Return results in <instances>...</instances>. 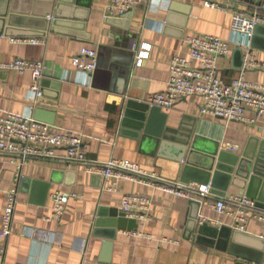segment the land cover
Wrapping results in <instances>:
<instances>
[{
	"label": "crops",
	"instance_id": "crops-1",
	"mask_svg": "<svg viewBox=\"0 0 264 264\" xmlns=\"http://www.w3.org/2000/svg\"><path fill=\"white\" fill-rule=\"evenodd\" d=\"M47 1L15 0L9 5L18 15L12 19L15 28L22 32L13 33L20 37L0 35V63L15 59L42 62L43 95L30 98L29 73L0 70V113L31 115L80 135L90 161L125 160L167 180L207 184L209 179L205 182L203 174L183 173L179 164L156 158L150 139H132L136 121L131 114L123 122L127 104H145L151 94L164 89L170 58L187 55L181 43L185 35L216 36L229 44V56L217 63L223 82L229 83L243 73L246 82L264 86V68H259L264 65V29L259 31L255 48L251 47L252 37L230 29L233 12L248 14L261 6L262 0H210L216 8L206 7V0H144L115 20L104 18L108 0H90L85 26L79 31L71 28L73 37L50 32L45 37L29 36L25 32L43 27L38 19L49 9ZM6 11V0H0V14ZM6 27L0 21V32ZM20 39H37L40 43L16 41ZM141 44L148 45V50L137 65ZM83 47L94 50L99 59V67L91 77L71 65V58ZM111 49L122 52L120 60L125 59L127 51L133 53L127 81L120 75L123 66L111 62ZM250 62L257 66L249 68ZM135 105L130 110L140 109ZM151 120L175 131L177 138L190 130L199 155L205 157L215 151L217 157L222 153L227 161L239 164L245 154L257 159L260 147H264V119L248 124L203 116L196 97L179 100L173 108L154 113ZM64 152L55 150L57 155ZM199 159L196 157L193 163L200 165ZM17 166L0 155V226L7 194L14 189L18 192L11 234L5 241L0 240V247L5 248L4 264H264L263 260L253 261L254 252L245 251L242 244L239 255L249 253V260L229 252L231 241L224 250L211 244L213 229L228 227L235 231L232 217L212 209L216 197L235 196L242 191L264 199L258 186L254 185L251 192L247 186L241 190L232 185L222 191L226 186L222 177L215 182L212 196L203 198L195 207L188 199L133 181H121L116 191L108 192L99 176L73 163L31 160L20 169ZM17 174L22 176L19 181ZM56 193L73 197L59 221H48L51 196ZM125 195L149 198L145 219L120 217L121 198ZM198 215L207 220L212 230H203L199 235L205 222ZM260 226L251 220L243 233L259 237Z\"/></svg>",
	"mask_w": 264,
	"mask_h": 264
},
{
	"label": "built area",
	"instance_id": "built-area-1",
	"mask_svg": "<svg viewBox=\"0 0 264 264\" xmlns=\"http://www.w3.org/2000/svg\"><path fill=\"white\" fill-rule=\"evenodd\" d=\"M144 0H108L104 9L105 19L124 17L131 9L139 7ZM208 8L217 5L205 1ZM264 27V0L262 5L254 7L246 13L233 12L230 29L233 33L252 37L257 26ZM18 42L38 44L37 39H20ZM187 51L186 56L175 55L170 58L168 80L162 91L151 94L145 104L160 110H169L184 98L196 97L199 100V113L207 117L221 118L226 122L255 124L264 119V86L252 85L245 81L243 73L229 83L223 82L218 76L217 63L227 58L230 46L227 42L210 35H185L181 39ZM136 57L140 65L146 57L148 45L141 44ZM256 63L250 62L248 67ZM71 65L87 77L96 70V52L87 47L71 58ZM264 68V65H259ZM0 70L13 71L19 74L29 73L31 99L42 97L40 81L43 76L42 62L15 59L9 63H0ZM56 149H64L63 155H57ZM0 155L17 163L20 169L31 160H58L84 166L89 174L99 176L108 192L116 191L119 182L133 181L148 185L154 189L173 195L174 197L196 201L199 206L203 198L212 196L209 185L183 183L160 177L156 172L147 171L134 162L111 159L105 162L90 161L82 148V137L78 134L58 129L34 119L31 115L12 112L0 113ZM22 178L17 174L16 181ZM17 190L7 194L3 211L0 240L5 241L11 234V226L17 204ZM73 195L56 193L51 196V214L48 221H59L64 214L65 206ZM150 200L144 196L125 195L121 198V212L127 218H146ZM212 209L219 215H229L234 220V229L246 232L251 220L260 223L264 240V209H259L255 202L245 195L216 197ZM138 213V215H136ZM203 223L206 219L198 215ZM5 248L0 247V264H4Z\"/></svg>",
	"mask_w": 264,
	"mask_h": 264
},
{
	"label": "water",
	"instance_id": "water-1",
	"mask_svg": "<svg viewBox=\"0 0 264 264\" xmlns=\"http://www.w3.org/2000/svg\"><path fill=\"white\" fill-rule=\"evenodd\" d=\"M33 3L38 2V0H27ZM15 2V0H6L7 3V11L5 13L0 14L1 23L6 24L5 30L0 32V35L4 36H14L20 37V35H13L17 31L15 27H17L16 23L13 22L12 19H15L17 13L13 12L9 9V5ZM47 4L49 9L44 14L43 18L38 19V21H42L43 27L31 30L29 32H25L29 36L36 37H45L47 32L57 33L67 36H72L69 32L74 28V30H83L84 23L87 18L90 0H57L53 10H51V6L53 4V0H48ZM52 13V16H51ZM82 13V14H81ZM20 16V15H19ZM118 19V18H117ZM108 20H112L109 18ZM115 20V19H113ZM264 29L263 26L257 25L253 30V35L251 38V47L255 48V41L258 39L259 31ZM11 32V33H9ZM83 38V37H81ZM130 39V46L133 44L132 37H128ZM130 49V47H129ZM121 51H117L111 49V62L114 64H121L123 66V70L120 72L123 78L128 79L130 70H131V59L133 57V53L127 51L125 54V59L120 60L119 55H122ZM124 54V53H123ZM99 67V59H97L96 69ZM42 92V91H41ZM43 95V93H42ZM136 104V105H135ZM138 106L139 110L134 109V111L130 110V106ZM127 110L124 115L123 122H126L129 116L133 114V117L136 121V129L133 130L131 138L134 140H149L154 143V156L163 160H170L176 164H179V167L182 168L183 173L187 171H195L196 173L203 174L206 177V181L208 183L205 185H209L211 190L216 188L215 182L220 179H225L226 186L223 187L222 191H226L227 186L232 185L236 186L241 190H245L246 186L248 191L251 192L252 187L258 186L261 188V194L264 193V147L261 146L259 149L260 154L257 159H254L252 156L244 155V158L236 163L234 161H227L223 158L224 154H220L217 157V153L213 151L212 153H207V157L204 155H199L198 150L196 149V141L195 139H191V131L189 130L182 137H176L177 133L175 131L165 128L162 125H155L152 123V117L154 113H160V109L157 107H149L146 104L137 105V103L133 101H129L127 104ZM221 119V118H219ZM263 153V156H262ZM196 157L200 158L201 164L193 163V160H196ZM204 160V163H203ZM197 161V160H196ZM183 164V165H182ZM239 195H245L247 198L254 201L259 209H264V199H259L260 197H254L251 193L240 192ZM190 204L199 207V204L195 201H190ZM120 217H124V214L121 213ZM212 230L210 227L204 223L199 228V235L202 234L203 230ZM215 235L213 239H211V244L213 246H217L220 249H226L231 241L230 245V253H234L239 255L241 246L244 245L245 251H253L254 259L253 261L259 263L263 260L264 263V240L259 237H253L241 231L235 230L232 231L228 227H221L220 229H213ZM242 239V240H240ZM242 244V245H240ZM244 259L249 260V253H244L242 255ZM236 264H247L245 262H238Z\"/></svg>",
	"mask_w": 264,
	"mask_h": 264
}]
</instances>
